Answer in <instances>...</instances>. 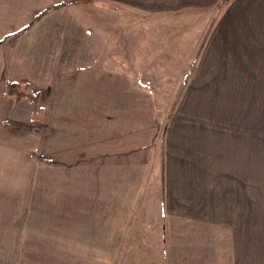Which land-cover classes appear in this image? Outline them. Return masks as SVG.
<instances>
[{"label": "rangeland", "instance_id": "obj_1", "mask_svg": "<svg viewBox=\"0 0 264 264\" xmlns=\"http://www.w3.org/2000/svg\"><path fill=\"white\" fill-rule=\"evenodd\" d=\"M80 12L85 26L77 33L81 46L65 45L64 68L93 64L98 70L97 78H110L106 72L113 73L115 85L128 86L129 100L145 104L146 138L151 140L145 141L143 155L139 151L138 157L135 152L128 157H113L112 164L107 162L109 190L104 189V179L97 190L89 189L87 161L79 166L78 192L63 190L69 175L62 178L58 169L59 161L67 159L57 160L56 127H52L54 133L46 141L44 136H28L32 134V124L28 126L31 104L2 94L19 87L21 82L6 80L7 66L1 62L0 53V139L7 141L18 133L28 134L23 141L15 142L19 151L0 147V264H216L215 247L210 245L201 260H196L191 253L194 248L184 244V233L170 231L184 230L185 225L160 219L168 130L184 102L198 104L186 113H203L209 121V130L204 133L207 136L203 139L199 135L195 145L193 160L199 166L203 142L209 146V157H214L216 165L223 120L235 119L234 108L236 112L255 115L258 134H264V89L254 88L260 81L264 84V67L259 72L261 68L256 65V77L235 79L241 89H201L200 84L190 87L198 78L195 76L200 55L218 18L217 10L150 15L88 1L81 4ZM85 31L90 36L85 37ZM89 52L91 55H84V59L93 56V62L77 63ZM70 53L78 57L77 62L67 59ZM55 84L50 89H63L62 84ZM47 89L36 86L21 90L40 92L42 104L51 100ZM247 105L249 111L243 110ZM24 107L27 110L16 117ZM38 115L44 119L46 112ZM12 119L17 124L9 128ZM6 141L0 142L7 146ZM97 162L99 166L103 164L100 159ZM197 164L193 167L197 168ZM193 172L203 181L212 174L203 172L199 176L196 170ZM213 173L217 178L216 171ZM69 178L71 182L73 175ZM75 202L80 203L79 213ZM188 226L199 228L195 224ZM201 228L216 229L211 225Z\"/></svg>", "mask_w": 264, "mask_h": 264}, {"label": "crops", "instance_id": "obj_2", "mask_svg": "<svg viewBox=\"0 0 264 264\" xmlns=\"http://www.w3.org/2000/svg\"><path fill=\"white\" fill-rule=\"evenodd\" d=\"M88 1L150 15L217 10L218 18L200 55L198 78L190 87L200 84L201 89H241L235 79L256 77V65L261 68L259 72L264 67V0H0V53L1 62L7 66L6 80L21 82L19 90L48 88L51 98L42 104L26 99L31 104L28 126L32 124V134H15L7 138V146L1 144L6 141L1 137L0 147L19 151L15 142L23 141L26 135L44 136L46 141L55 126L57 160L67 159L59 161L58 169L62 178L73 175L71 182L69 177L64 180L63 190L71 188L73 192L80 189L77 176L82 163L89 164V189L97 190L104 179V189L109 190L107 162L112 164L113 157H128L135 152L138 157L139 151L143 155L145 141L151 140L146 138L145 104L129 100L128 86L115 85L113 73L106 72L110 78H97L93 64L64 68L65 45L81 46L82 39L77 36L85 29L80 20L81 4ZM25 27L26 31L16 34ZM86 33L85 37L90 36ZM89 54L78 60L70 53L67 59L91 63L93 56L84 59ZM261 75L264 77V73ZM54 82L55 86L62 84L63 89H50ZM254 88L264 89V84L260 81ZM8 91L2 94H10ZM227 102L224 98L223 103ZM196 107L198 104L184 102L169 126L160 219L185 225L184 230L170 231L184 233V244L194 248L191 253L196 260H201L211 245L215 247L216 264H264V134H258L255 115L234 108L235 119L223 120L216 165L203 142L199 166L193 160L195 145L199 135L203 139L207 136L204 133L209 130V121L203 113H186ZM25 108L18 110L16 117H21ZM38 112H46L44 119ZM12 123L9 128L17 124L14 119ZM193 169L199 176L211 172V178L203 181ZM74 206L79 213L80 203ZM188 224L199 228L188 229ZM204 225L216 229L203 230Z\"/></svg>", "mask_w": 264, "mask_h": 264}, {"label": "trees", "instance_id": "obj_3", "mask_svg": "<svg viewBox=\"0 0 264 264\" xmlns=\"http://www.w3.org/2000/svg\"><path fill=\"white\" fill-rule=\"evenodd\" d=\"M28 27H25L18 31L16 34L23 33L24 31L27 30ZM10 94H14L18 99H27L28 101L35 102L37 103L39 101L40 93H32V92H27L23 90H19L18 87L15 88H9L8 91Z\"/></svg>", "mask_w": 264, "mask_h": 264}]
</instances>
